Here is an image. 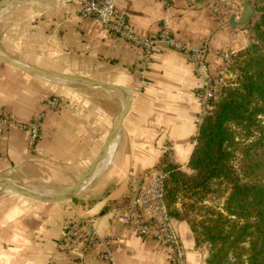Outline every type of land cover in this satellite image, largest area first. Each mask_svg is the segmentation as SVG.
<instances>
[{"label": "crops", "instance_id": "obj_1", "mask_svg": "<svg viewBox=\"0 0 264 264\" xmlns=\"http://www.w3.org/2000/svg\"><path fill=\"white\" fill-rule=\"evenodd\" d=\"M29 2L0 13V53L23 65L125 90L131 108L120 130L115 171L105 184L128 178L103 194L49 206L7 197L4 193L10 190L0 187V264H111L102 258L107 250L114 264H173L167 248L126 227L121 216L163 158L183 167L190 160L203 118L192 58L163 46L147 57L97 17L86 15L80 1L47 10ZM245 3L241 13L227 18L220 16L219 0L205 5L193 0H117V12L127 17L137 38L157 39L166 22L192 48L207 42L204 60L218 84L222 54L247 46ZM53 96L60 100L57 111L50 109ZM123 110L115 92L31 75L0 61V112L11 118L0 134V184L53 182L70 175L81 176L79 181ZM35 120L39 136L30 146L23 126ZM172 223L185 264H206L209 246L197 245L188 222ZM72 225L83 234L75 246L67 238Z\"/></svg>", "mask_w": 264, "mask_h": 264}, {"label": "trees", "instance_id": "obj_2", "mask_svg": "<svg viewBox=\"0 0 264 264\" xmlns=\"http://www.w3.org/2000/svg\"><path fill=\"white\" fill-rule=\"evenodd\" d=\"M255 40L234 54L202 118L186 167L165 157L169 216L189 223L206 264H264V0Z\"/></svg>", "mask_w": 264, "mask_h": 264}, {"label": "built area", "instance_id": "obj_3", "mask_svg": "<svg viewBox=\"0 0 264 264\" xmlns=\"http://www.w3.org/2000/svg\"><path fill=\"white\" fill-rule=\"evenodd\" d=\"M84 13L97 17L106 28L114 31L118 37L140 47L149 57L157 47L163 46L167 49L188 54L195 66L198 79V86L202 90V104L209 108L210 101L218 88V84L210 76L208 65L205 62V55L208 53V43H204L200 48H192L185 42L177 39L171 27L162 23L159 37L157 39L137 38L129 26L127 17L117 12V0H84ZM192 3V2H190ZM223 6V5H222ZM224 7L220 8V16L227 18L229 13ZM238 14L235 10L231 13ZM232 52H224L222 55L224 71L228 70L232 59ZM50 109L57 111L60 107V100L53 96L49 101ZM43 113H40L42 116ZM11 122L7 113L0 112V134L3 129ZM28 130L29 145L33 146L39 136V126L37 121L23 126ZM163 178L162 172H155L151 175L147 186L142 188L134 202L127 206L121 222L128 228L135 230L140 235L158 241L170 252L173 264H185V251L179 233L172 223L167 207L163 198ZM77 225L68 227L67 238L70 244L75 246L82 241L83 234ZM102 258L114 264L112 253L107 250L102 254Z\"/></svg>", "mask_w": 264, "mask_h": 264}, {"label": "water", "instance_id": "obj_4", "mask_svg": "<svg viewBox=\"0 0 264 264\" xmlns=\"http://www.w3.org/2000/svg\"><path fill=\"white\" fill-rule=\"evenodd\" d=\"M27 1H32V0H1L0 1V13L3 10L9 8L10 6H13V5H16V4H19L22 2H27ZM208 1L209 0H193V2L197 5H205ZM219 1L223 2L226 0H219ZM245 8H246L245 15H244V22L245 23H254L261 17V14L256 9L254 0H246ZM0 61L11 66V67L19 69V70L24 71V72L31 74V75L40 76V77H44L47 79L58 80V81H62V82L80 84V85L90 87V88H98V89L112 91V92H115L116 94H118L122 98V100L124 102V110L118 116V118H117V120H116V122H115V124H114V126H113L102 150H101V152L99 153L97 158L93 161V163L90 166L87 173L74 186H72L67 192H65L59 198H55V199H51V200H45V201H41L39 203H40V205L49 206V205H55V204H59L62 202H66V201L72 200L73 198H76L78 196V194L80 193L82 186H84L85 183L94 176V174L96 173L100 163L102 162V160L104 159V157L108 153L110 145L112 144L113 140L116 138L118 133L120 132V130L123 126L124 119H125L126 115L128 114V112L131 108V100H130L129 95L126 93L125 90H123L122 88H119L117 86H114V85H109V84H104V83L91 81V80H87V79H83V78H78V77H74V76L49 72V71H45V70H42L39 68L23 65V64H20V63H17V62H14V61L8 59L6 56L2 55L1 53H0ZM0 187L9 188L11 191L14 189L13 185L8 184V183L7 184L2 183V184H0ZM228 264H233V259H231L228 262Z\"/></svg>", "mask_w": 264, "mask_h": 264}, {"label": "rangeland", "instance_id": "obj_5", "mask_svg": "<svg viewBox=\"0 0 264 264\" xmlns=\"http://www.w3.org/2000/svg\"><path fill=\"white\" fill-rule=\"evenodd\" d=\"M67 1H80V2H82L84 0H32L27 5L37 6V7H40L41 9L43 8V10H45V9L47 10L48 8L56 7L57 5L63 4L64 2H67ZM254 2H255V6H256L257 11L261 14V17L256 22L250 23L246 27V29H245L246 30L245 34H246V38H247V46L246 47H248L251 44V42L255 40L254 27L261 20V18L263 16V12L259 11L258 7H257L258 0H254ZM221 4L223 6H220V8L224 7L225 10L227 8V11L229 9V12H227L229 14H230V10L232 11V10L236 9L239 13H241L244 10V0H226V1L221 2ZM227 52L233 53L232 58H233L234 54L237 53L234 51H227ZM231 64H232V59L230 61L228 70L224 71L223 61H222V66H221V73H222L221 78H222V80L220 83H218V86L220 84H222L226 78H230L229 68H230ZM97 99H99V98H97ZM202 106H203V113H202V117H203L205 115L206 111L208 110V108H206L204 106V104H202ZM155 172H158V171H155ZM119 176H121V174ZM80 177L81 176H79L77 178V177L70 175V176L62 177V179L59 178L58 180H54L53 182H38V181L37 182H20V184L18 186L13 185L14 189L12 191L9 188H7L10 191H8V192L5 191L4 194L7 197L15 196L17 198L18 197L19 198H26L27 200H31L34 202L35 201L37 202L38 200L45 201L47 199L43 198L41 195L52 196V197L61 196L65 192H67L64 189H61V187H64L65 185H67V186L68 185H70V186L75 185ZM127 178H128V175H123L119 179H116L114 182L109 183L108 185L105 184L103 187L92 190L88 193L80 192L78 194V196H79L78 199H83V198H86L88 196L91 197V196H94V195L99 194V193L103 194V193H105V191L109 187H112L114 184H116L118 182H125L127 180ZM150 178H151V175H150ZM63 179H67V180H63ZM107 182L108 181H106L105 183H107ZM54 190H57L59 193H62V194H59V195L51 194L50 192H52ZM2 224H0V225H2Z\"/></svg>", "mask_w": 264, "mask_h": 264}, {"label": "bare ground", "instance_id": "obj_6", "mask_svg": "<svg viewBox=\"0 0 264 264\" xmlns=\"http://www.w3.org/2000/svg\"><path fill=\"white\" fill-rule=\"evenodd\" d=\"M121 139H122V136H121V132H120V135H118L113 140L112 144L110 145L108 153L106 154V156L104 157V159L100 163L96 173L94 174V176L90 180H88L85 183L84 186H82V189L80 190V192L88 193L92 190L103 187L105 185V182L109 181V179L113 175L115 168H116V163H117L116 160H117V154H118L117 151L119 150V146L121 145ZM1 183H4V182L1 181ZM8 184L18 186L20 184V182H17V183L13 182L12 183V181L10 180V182H8ZM71 187L72 186H70V185H68V186L65 185L64 187H61V189L68 191ZM41 196L47 200H51V199H55V198L60 197V196L52 197V196H45V195H41Z\"/></svg>", "mask_w": 264, "mask_h": 264}]
</instances>
